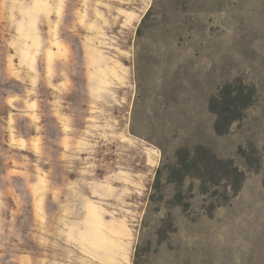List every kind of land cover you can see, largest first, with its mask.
<instances>
[{
	"label": "rangeland",
	"instance_id": "374dc122",
	"mask_svg": "<svg viewBox=\"0 0 264 264\" xmlns=\"http://www.w3.org/2000/svg\"><path fill=\"white\" fill-rule=\"evenodd\" d=\"M199 144L236 195L170 178ZM0 264H264V0H0Z\"/></svg>",
	"mask_w": 264,
	"mask_h": 264
},
{
	"label": "trees",
	"instance_id": "16d2710c",
	"mask_svg": "<svg viewBox=\"0 0 264 264\" xmlns=\"http://www.w3.org/2000/svg\"><path fill=\"white\" fill-rule=\"evenodd\" d=\"M256 97V86L247 84L241 79L220 86L209 99V109L216 115L214 122L216 133H227L235 121L243 119L246 110L253 104ZM175 155L177 160L174 165L169 166V176L177 179L179 184L185 176L193 174L202 179L200 189L203 193L209 192L211 187H218L221 179L228 182L225 188L227 198L233 197L241 190L246 175L232 159L220 158L202 144L197 145L193 151L187 147L179 148ZM248 161L252 160L249 158ZM158 181L157 178L155 186L157 188H159ZM175 199L185 208L189 205L183 202L181 193H178Z\"/></svg>",
	"mask_w": 264,
	"mask_h": 264
}]
</instances>
